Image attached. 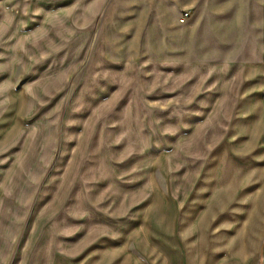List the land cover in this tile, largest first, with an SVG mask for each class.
<instances>
[{
    "label": "rangeland",
    "instance_id": "1",
    "mask_svg": "<svg viewBox=\"0 0 264 264\" xmlns=\"http://www.w3.org/2000/svg\"><path fill=\"white\" fill-rule=\"evenodd\" d=\"M263 6L0 0V89L24 92L0 150V264H113L126 237L141 258L196 185L262 159L264 110L246 108L264 78L240 61Z\"/></svg>",
    "mask_w": 264,
    "mask_h": 264
},
{
    "label": "crops",
    "instance_id": "2",
    "mask_svg": "<svg viewBox=\"0 0 264 264\" xmlns=\"http://www.w3.org/2000/svg\"><path fill=\"white\" fill-rule=\"evenodd\" d=\"M251 25L255 35L252 52L240 62L247 59L253 65L242 64L244 81L253 73L255 78H264V6L253 17ZM237 43L241 45L240 40ZM22 94L18 89H0V150L20 131ZM252 103L246 110L259 106L264 110L263 103ZM259 127L260 123L256 122L249 130L259 134ZM253 163L248 168L237 165L215 170L214 175L225 178L206 184L205 188L196 185L192 195L198 204H194L189 214L176 215L170 225L167 220L163 221L164 225L159 228L162 234L158 231V247L145 245L141 258H136L127 247L126 237L118 247L113 264H260L264 234V156Z\"/></svg>",
    "mask_w": 264,
    "mask_h": 264
},
{
    "label": "built area",
    "instance_id": "3",
    "mask_svg": "<svg viewBox=\"0 0 264 264\" xmlns=\"http://www.w3.org/2000/svg\"><path fill=\"white\" fill-rule=\"evenodd\" d=\"M187 15H188V12L184 11V13H182V16L180 17V21H183Z\"/></svg>",
    "mask_w": 264,
    "mask_h": 264
}]
</instances>
